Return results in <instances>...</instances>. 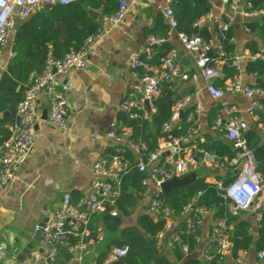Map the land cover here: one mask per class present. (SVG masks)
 I'll list each match as a JSON object with an SVG mask.
<instances>
[{"label": "built area", "instance_id": "built-area-1", "mask_svg": "<svg viewBox=\"0 0 264 264\" xmlns=\"http://www.w3.org/2000/svg\"><path fill=\"white\" fill-rule=\"evenodd\" d=\"M79 0H0V54L6 46L15 22L28 18L36 10L46 4H68ZM229 5L244 15L258 17L264 15V10H247L252 7L250 0H224ZM147 3L155 4L162 12L163 17L170 25L171 31L177 32L180 44L191 53L196 54V67L200 70L209 94L215 99H222L226 94H242L251 99L248 108L249 116L258 120L257 110L263 109L261 98L264 90L254 84L245 82V70L237 57L233 65L238 70L237 74L225 80L223 86H218L215 81L222 79L225 53L222 46L217 47V59H211L209 51L212 48L199 35H188L186 32L177 30V19L175 16L174 1L163 0H119V7L113 14L102 17L104 25L94 34L89 35L81 48H71L62 57H55L50 52L42 72L31 73V85L26 90L23 99L18 103L16 114L17 122L10 125L11 134L5 143L0 146V189L4 187L11 171L19 166L30 154L34 136L36 133L38 110L37 99L41 93H46L50 99V106L46 122L54 129L68 130L67 115L69 112V76L77 69L85 68L93 48L105 38L115 27L126 18L132 4ZM210 19V13L202 17L195 25L200 26ZM223 31L229 29L228 23H221ZM246 30L250 29L246 27ZM166 38L150 35L142 53L132 52L129 55V67L137 83L134 84L123 100L120 110L127 112L130 118L143 115L150 118L158 108L155 103L160 93L163 81H174L176 79L187 80L188 72L181 67L177 47H173L161 58L160 63L153 64L145 61L142 54L151 57V46L164 43ZM247 54L252 57L250 51ZM262 55L253 56V58ZM214 62L213 65L210 62ZM191 95L179 98L172 107V114L163 125L164 132H170L174 126H178L180 120L186 113L190 103ZM201 112L198 104L187 114V121L193 123V127L187 135L162 137L159 146L154 152L147 153V146L138 143L131 138L133 130L124 126L123 122L116 118L109 126L106 137L110 147L115 151L122 152L129 148L135 154V162L140 171L147 175L143 179L146 189L143 196L151 194V187L155 188L149 203V212L155 217L165 221L163 229L158 237L160 244L166 245L170 250L177 244H181L183 252L188 253L189 246L182 244V236L175 231L176 219H186L188 232L200 228L204 222V215L210 211L206 206H197L195 203L188 204L181 215H175L172 208L164 205L161 199L162 184L174 177H184L193 171V168H213L217 172L231 173L233 180L227 186L222 179L214 178L208 180L215 183L223 195L230 201V212L239 215L243 211L252 210L258 221L263 218L264 207V175L260 173L258 161L254 152L249 148L246 132L250 129L249 122L239 115V108L233 104H224L221 114L216 118L214 128L219 129L231 144L235 151L233 156H221L214 151H209L201 146L206 142L204 137H196L198 125L197 115ZM128 160L122 154L113 157L100 156L92 166L94 179L92 191L82 197L77 203H73L72 196L68 192L64 195L60 209L55 213L52 221L43 225L36 223L34 232L43 236V250L38 253L29 264H53L59 254L60 247L67 243L69 236L78 238V242L70 246L71 252L82 251L90 253L91 245H97L105 240V233L100 231L96 237H90V222L94 216L101 215L111 206L110 213L118 215L115 207L116 197L120 193L121 173L126 169ZM227 224L223 218H215L211 242L204 250V257L211 260L214 250L211 245L215 244V252L222 256H228L231 251L232 241L226 232ZM201 235H196V241L200 243ZM129 246H113L103 262L97 259L92 264H113L120 258L126 256ZM4 247L0 246V263L4 257ZM247 250L237 259L240 264H246ZM258 258L264 264V251L258 253Z\"/></svg>", "mask_w": 264, "mask_h": 264}, {"label": "crops", "instance_id": "crops-1", "mask_svg": "<svg viewBox=\"0 0 264 264\" xmlns=\"http://www.w3.org/2000/svg\"><path fill=\"white\" fill-rule=\"evenodd\" d=\"M209 1L210 19L203 24L209 25L212 31L213 46L215 48L219 46L215 31L217 25L228 23L229 29L233 31L232 41L236 46L237 57L244 69L245 62L253 58L247 54L249 50L246 44L252 39H257L246 30V23L261 20L264 15L256 18L246 16L224 0ZM160 15L163 16L155 4H132L123 22L112 29L90 52L87 66L75 70L69 76L67 131L51 128L47 124L44 112L49 110L50 99L46 93L39 95L37 127L31 152L11 171L6 184L0 189V246H3L5 251L0 264L31 263L43 250V236L34 232L33 226L36 223L52 221L66 193L69 192L73 203H77L92 191L93 163L110 149L106 132L110 124L118 118L123 100L138 81L129 67V55L132 52H143L148 38L147 32L156 26ZM17 21L21 22L18 19ZM14 30L13 28L12 31ZM169 34V42L178 48L179 63L189 74L187 80L181 78L174 80L183 82L182 89L191 88L186 94L191 95L186 111L194 109L198 104L201 106V112L196 117L198 130L195 136L204 137L206 141L211 140V143L213 140L228 142L224 133L214 128L215 121L210 124L212 112L218 111L220 115L226 103L236 105L239 108V115L249 122L250 128H254L255 121L248 114L251 99L242 94H226L222 99L213 98L206 89L200 70L196 67V54L188 52L180 44L176 31L170 30ZM12 46L13 32L0 54V82L16 56ZM219 81L221 80L218 79L215 83L218 85ZM245 82L254 84L256 78L245 74ZM1 116L3 113H0ZM259 128L260 133L264 135V126L260 125ZM192 172L205 176L206 180L228 174L199 166L193 168ZM154 191L155 188L151 187L152 195ZM151 194L144 196L131 215L124 218V226L137 224L139 215L144 212L151 214L149 212ZM215 211L216 208L210 209L204 215V222L200 227L202 240L195 252L200 258L211 242ZM241 216L254 226L259 222L251 209L243 211ZM101 220L103 219L100 218L99 225L104 229L105 224L102 226ZM104 233L105 240L100 244L91 245L90 253L71 252L69 246L73 257L65 261L62 254L53 264H92L105 251L107 245L117 238L121 240L120 231ZM65 245H68V242ZM164 249L171 259H174L172 251L167 246ZM247 251L246 264L263 263L259 260V252L254 247ZM228 261L230 264H240L230 256Z\"/></svg>", "mask_w": 264, "mask_h": 264}, {"label": "trees", "instance_id": "trees-1", "mask_svg": "<svg viewBox=\"0 0 264 264\" xmlns=\"http://www.w3.org/2000/svg\"><path fill=\"white\" fill-rule=\"evenodd\" d=\"M173 1L178 22L177 30L186 32L188 35L201 36L207 43L212 45L209 51L210 58L217 59V48L213 46V35L209 25H195L202 17L210 13V1ZM250 1L252 7L246 8L247 10H264V0ZM118 7L119 0H79L68 4L56 3L49 8L41 7L28 18L21 20L20 26L12 31V47L16 56L9 64L8 70L3 74L0 82V113H4L8 109L14 98L18 99V103L23 99L26 90L31 85V73L33 71H43L50 52L56 51L58 57H62L71 48L79 49L89 35L96 33L102 27L97 20L90 16V9L99 11L101 16L104 17L116 12ZM246 27L250 29L251 34L257 37V39L247 42V49L252 57L262 56L248 59L245 62L244 70L247 75L262 79L261 83H254V85L264 90V17L261 20L248 21ZM170 30V25L160 15L156 26L148 31L147 35L148 37L150 35L164 37L168 40L162 44L151 46V57L142 54L141 56L145 61L158 64L161 58L174 47L169 42ZM215 31L218 35L219 44L225 53L224 77L218 83V86H223L226 79L234 77L238 72L233 65L237 58L236 46L232 41L233 31L231 29L223 31L217 25ZM210 64L213 65L214 62L211 61ZM182 86L183 82L180 81H163L160 93L155 100L158 110L150 118H145L143 115L130 118L127 112H119L118 118L124 126L131 127L133 130L131 138L147 146V153L154 152L158 148L160 138L169 137V135L174 137L187 135L193 127V123L187 121V114L193 109L190 108L186 111L178 126H174L170 132L163 131V125L171 117L173 105L191 89L190 87L182 89ZM179 92L180 95L175 97ZM261 102L264 105V97L261 98ZM257 114L256 128H250L245 137L249 148L254 152L258 161L257 170L264 175V135L260 133L259 128L260 125L264 126V108L257 110ZM218 115V111L212 112L210 124L214 123ZM17 119L16 111L9 116L0 117V146L10 136V125L16 123ZM210 141L201 143V146L221 156L234 155V150L228 142L213 140L211 143ZM118 153L128 160L126 169L121 173L120 193L115 202L118 215L113 216L110 213L111 206H109L107 211L92 218L89 228L91 231L90 237H96L100 231L108 233L120 231L121 240L117 238L107 245L105 251L97 258L99 263L107 257L113 245L122 246V241L129 246V252L113 264H230L228 256L233 260H237L243 250H250L254 247L257 252L264 251V215L257 226H254L249 220L243 218L241 213L239 215L231 214L230 201L224 197L223 191L219 190L215 183L207 181L205 176L196 175L195 179L185 188H174L167 194L162 193V202L164 205L171 207L175 215H181L190 203H195L197 206H206L208 209L216 208L214 216L226 220V232L229 238L232 239L231 251L228 256H222L215 252L216 246L212 244L214 257L211 260H202L195 254L199 245L196 241V235H200V228L188 232L186 219L183 218L175 224L173 230L181 233V243L187 244L189 251L188 253L183 252L181 244H177L171 250L174 257V259H171L164 249L166 246L160 244L158 237L159 232L165 225L164 220L157 219L144 212L139 215L137 224L124 226V218L130 216L134 208L144 198L142 193L146 187L143 184V179L147 174L139 170L135 162V154L129 148L117 152L113 147H110L104 156L113 157ZM217 178L222 179L225 186L233 180V176L218 175ZM100 218L104 221V229L100 228ZM78 240L74 236H69L67 239L68 245L64 244L60 247L57 259L62 254L65 261L73 257V254L69 251V246L75 244Z\"/></svg>", "mask_w": 264, "mask_h": 264}, {"label": "water", "instance_id": "water-1", "mask_svg": "<svg viewBox=\"0 0 264 264\" xmlns=\"http://www.w3.org/2000/svg\"><path fill=\"white\" fill-rule=\"evenodd\" d=\"M51 6H52V4H46L45 5L46 8H49ZM89 14L93 19L97 20L101 25H104L105 22H104L103 18H101L100 12L93 10V9H90ZM20 24H21L20 21H16L14 24V29L16 30L20 26ZM53 55L55 57H58V54L56 51H53ZM261 82H262V79H256V83H261ZM178 96H179V93H177L175 97H178ZM17 105H18V99L14 98L13 102L10 104L8 109L3 113V116L6 117V116H9L11 113H14L17 109ZM47 113H48V110L44 112V118L45 119L47 118ZM228 176H231V173H228L227 177ZM195 177H196V174L191 172V173H189L186 176L181 177V178L180 177H174L172 179L166 180L161 186L162 190L165 194H167L174 188H185L195 179ZM101 224H102V226L104 225L103 220H101ZM231 241H232V239H231ZM122 244H124V242H122ZM201 259L205 260V257L202 256Z\"/></svg>", "mask_w": 264, "mask_h": 264}]
</instances>
